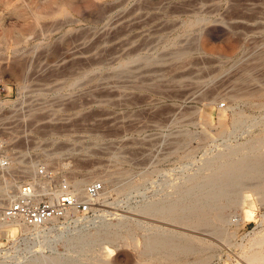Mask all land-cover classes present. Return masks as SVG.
<instances>
[{"label": "rangeland", "instance_id": "374dc122", "mask_svg": "<svg viewBox=\"0 0 264 264\" xmlns=\"http://www.w3.org/2000/svg\"><path fill=\"white\" fill-rule=\"evenodd\" d=\"M0 82L32 155L105 192L93 218L0 222V264H253L264 199L216 196L225 159L264 154V0H0Z\"/></svg>", "mask_w": 264, "mask_h": 264}, {"label": "built area", "instance_id": "2783aa9c", "mask_svg": "<svg viewBox=\"0 0 264 264\" xmlns=\"http://www.w3.org/2000/svg\"><path fill=\"white\" fill-rule=\"evenodd\" d=\"M8 87L0 82V221L18 219L26 226H38L71 213L85 218L97 216L102 180L93 179L77 188L69 172L32 155L23 141L27 135L26 113L9 107L21 101L26 90L16 88L11 99ZM18 139L20 144L15 142Z\"/></svg>", "mask_w": 264, "mask_h": 264}, {"label": "bare ground", "instance_id": "6f19581e", "mask_svg": "<svg viewBox=\"0 0 264 264\" xmlns=\"http://www.w3.org/2000/svg\"><path fill=\"white\" fill-rule=\"evenodd\" d=\"M228 45H229L228 49L230 51H232L236 47L235 44H228ZM204 46H206L205 42H204ZM208 47L211 48V46H208ZM262 142H264V138L262 139ZM252 150H253V148H252ZM234 154H235V151H234ZM263 159H264V154L259 155L253 159V160H256L258 162L261 161V163H259V164H256V163L254 164L253 160H251V164H249V167L252 168L253 171L251 173H249L248 176L244 175L245 171L240 170L239 167L237 168V164H236L237 159L236 158L233 159V158L228 157L227 159H225L224 162L221 164V170H222V172H225L226 174L231 173V177H229V179L227 181H225L224 184L223 183L219 184V191L217 192L216 198L221 199L222 196H227L226 193H227V191L229 192L230 191L229 189L231 188V187H229V183L242 181L244 186L241 189V193L244 194V196L247 195L246 194L247 192L249 194L257 193L258 196H260L261 198L264 199V169L261 167ZM223 175H225V174H223ZM86 180H87V178H78V177H72L71 178V182L77 188H81L82 187L81 184L84 183V181H86ZM252 181H256V183L253 185H250V183ZM247 182H248V185L245 186V184ZM103 190H102V194H101L100 199H99L100 201H102V199H103L102 197L105 195V192ZM227 194H229V193H227ZM179 204H180V210L178 212L179 215H181L182 210L188 211L189 207H186L185 203L180 202ZM212 206H213V208H211V210L208 213H204L203 211H200L197 208L194 211L192 208V213L195 214L194 217L196 219L203 221V222L206 220L223 221L224 215L222 213L221 203L220 204L215 203ZM11 220H18V219H11ZM11 220H6V221H10V222H6V221H0V222H6L5 226L6 227H12L13 230L15 231L18 228V226H16L17 221L15 222V221H11ZM21 224L23 225V223H21ZM24 227H25V225H24ZM103 251L110 253L109 246L106 245L104 247ZM244 253L247 256L248 260H250L253 264H264V229L262 232H260V234L258 236L254 237L250 241V245L245 249Z\"/></svg>", "mask_w": 264, "mask_h": 264}]
</instances>
